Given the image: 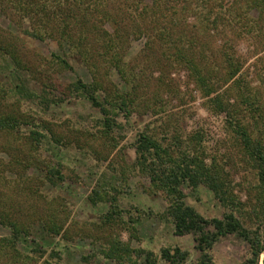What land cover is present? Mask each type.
<instances>
[{"label":"rangeland","instance_id":"374dc122","mask_svg":"<svg viewBox=\"0 0 264 264\" xmlns=\"http://www.w3.org/2000/svg\"><path fill=\"white\" fill-rule=\"evenodd\" d=\"M151 2L144 0L148 6ZM182 2L189 7L185 13L179 12ZM165 3L167 7L174 6L175 13L164 19L149 20L147 33L131 36L125 50L123 70L126 77L138 85V106L129 117L122 114L116 117L120 128L114 130L110 140L102 137V116L88 100L70 93L62 97L71 82L93 80L87 67L78 57L70 56L65 57L67 67L58 66L54 55L60 59L63 55L54 42H42L23 35L13 22L0 14V28L21 37L23 53L29 56L36 54L50 62V66L43 68L39 65L41 77L47 85L44 94L42 87L29 80L28 88L37 95L33 102L14 100L8 94L0 99L3 116L16 119L21 111L31 115L29 121L35 123V126L23 125L22 118H19L15 123L18 133H0V240L11 237L9 222L29 232L16 240L13 250H7L4 241L0 242V264H116L102 255L105 244L103 239H99L101 232L94 228L99 216L109 208V203L92 204L89 200L93 190H103L109 194L108 198L115 196L123 221L128 222L140 215L134 239L130 240L127 232L119 231L121 241L128 243L131 249L150 251L157 258L156 264H167L161 258V251L178 248L187 252L186 263L194 262L199 254L193 237L189 234L175 235L172 222L164 214L167 207L164 194L153 189L149 178L134 167V144L142 131L156 129L160 140L170 139L175 132L181 140L197 133L205 163L213 159L223 166L227 172L226 182H230L234 194L244 200L245 191H248L241 184L245 178L239 165L241 159L236 155L239 144L236 134L226 123V113L218 112L213 103L201 98L195 85L187 78L189 71L175 61L177 49L174 46L167 48L165 42L170 45L173 39L178 45L184 39H192L194 53H203L201 66L209 69L214 77L225 72L222 48L233 53L237 57L234 60L241 65L242 81L251 89V99L256 96L254 93L259 92L260 118H255V121L260 123L259 129L263 131L264 21L258 20L255 29L249 30H238L235 22L229 26L230 9L233 13L236 8L234 16L240 17L241 21L259 17L258 11L249 7L250 0H165ZM122 4H125L124 0L117 5ZM128 11L131 10L127 8ZM6 65L4 62L7 70L2 69L0 84L9 90L15 78L9 71L11 66ZM94 72L105 87L109 84L124 86L118 72L109 70L100 62L96 63ZM18 76L27 77L23 73ZM46 76L51 78L45 79ZM52 82H56L55 87ZM230 85L231 82L224 89ZM43 97L50 99L49 105L40 103ZM230 99L233 103V98ZM242 115L246 116L248 123L252 122L247 111ZM45 126L52 127L53 133L60 137L59 143L51 138L48 131L45 132ZM252 129L255 130L256 126L252 125ZM30 130L45 136L37 147L39 151L31 150L34 148L20 137V133ZM170 141H164L163 145L167 146ZM227 153L233 155V167L226 158L229 156ZM48 164L49 168L55 167L60 171L61 181L51 184L44 178ZM181 188L185 203L201 216H222L225 209L207 187L200 185L192 189L184 184ZM249 197L253 195L249 193ZM252 222L254 228V220ZM47 226L60 228L59 234L48 233ZM247 254L245 242L234 236L220 239L210 251L213 264H240ZM138 262L144 264L143 258Z\"/></svg>","mask_w":264,"mask_h":264},{"label":"trees","instance_id":"16d2710c","mask_svg":"<svg viewBox=\"0 0 264 264\" xmlns=\"http://www.w3.org/2000/svg\"><path fill=\"white\" fill-rule=\"evenodd\" d=\"M120 1L0 0V14L13 22L23 35L42 42L51 40L57 45L63 55V59L54 55L58 66L67 67L65 57L70 56L78 57L87 67L93 80L87 83L81 80L71 82L65 88V94L63 93L62 97L65 98V95L69 96L68 93H70L88 100L94 108L98 109L102 116V137L106 140H110L114 130L120 128L115 121L116 117L119 114L129 117L138 106L136 101L139 96L138 85L134 80L127 78L123 70V57L131 36L147 33L149 20L164 19L176 11L174 6L167 7L165 0H152L150 6L145 5L144 0H124L125 4L117 5ZM250 2L249 7L257 10L259 17L256 20L250 18V20L241 21L240 17L234 16L236 8L233 9V13L230 9L229 26L235 22L238 30H249L255 29L258 20L264 21V0H250ZM121 6L123 8L119 10ZM186 7L189 8L188 4L182 2L179 12L185 13ZM127 8L131 10L128 13ZM123 12L126 15L123 16ZM98 21L100 26L97 25ZM20 39L21 37L0 28V74L2 69L7 70L4 66L5 62L7 67L11 66L12 69L9 71L15 78L9 90L4 89L0 84V99L3 100L8 94L14 100L24 99L33 102L37 95L32 88H28V81L33 80L37 86L42 87L41 92L44 94L47 85L41 77L42 69L39 65L43 68L50 66V62L49 59L41 58L36 54L29 56L23 53ZM165 43L167 48L174 46L177 49L175 61L189 71L190 76L187 78L195 85L201 98L207 103H213L218 112L226 113V123L233 134H236L235 139L239 144L236 155L241 159L239 165L244 171L242 175L245 178L241 184L247 187V191L253 197L250 198L249 193L245 191L246 195L242 200L234 194L230 182H226L227 172L224 167L215 163L213 159L205 163L197 133L181 140L175 132L170 139L160 140L157 138L156 129L140 132L134 144L136 152L134 167L141 175L149 178L153 189H159L164 194L167 202L164 214L172 222L175 235H191L195 242V250L199 254L194 262L186 263L187 252L178 248L163 249L161 258L167 264H213L210 251L214 245L222 238L234 236L245 242L248 248L247 257L240 264H264V129L261 131L260 123L255 121V118H260L258 115L259 92L254 93L256 96L254 95V99H251V89L246 82L242 81L240 75L241 65L234 60L237 57L233 53H228L226 48H222V54L225 56V72L221 75L217 73L214 77L209 69L201 66L204 59L203 53H194L192 39H184L178 45L173 39L170 45ZM98 62L104 64L109 70L118 72L121 80L124 81V86L101 85L94 72ZM21 73L27 75V79L20 78L18 75ZM47 78L51 77L46 76L45 79ZM230 82L231 85L224 89ZM55 85L56 82H52V86L55 87ZM221 89L224 90L219 93ZM228 97L233 98V103ZM41 102L49 105L50 99L43 97ZM244 111L250 115L251 123H248L246 116L242 115ZM18 114L19 117L15 119L0 113V133H18L19 128H16L15 123L19 118H22L23 125L35 126V123L29 121L32 118L31 115L21 111ZM252 125L256 126L255 130L252 129ZM43 129L45 132L48 131L55 142H60V137L53 133L52 127L45 126ZM257 129L258 132H256ZM23 133H20L22 135L20 137L30 148H34L31 150L39 151L37 147L45 136L34 130ZM168 140H171L170 143L164 146L163 142ZM227 155L229 156L226 158L231 163L233 155L231 153ZM46 168L44 178L47 181L55 184L56 181L62 180L57 168H49V164ZM184 184L192 189L200 185L207 187L225 209L222 216L204 218L187 205L181 188ZM102 191L93 190L89 200L94 205L102 201L109 203L107 211L99 216L94 225L96 231L101 232L99 239H103L105 244L102 255L116 264H139L138 261L141 258L144 264H156L157 258L152 252L131 249L129 244L121 241L119 237V231L122 230L128 233L130 240L134 239L135 225L138 224L140 215L130 218L128 222L123 221L115 196L108 198L109 194ZM253 220L254 228L251 226ZM54 227L47 226V232L59 234L60 228ZM8 228L11 229V237L0 242L4 241L7 250H13L16 240L22 234L28 235L29 232L19 228L14 222H9ZM117 231L118 234H116Z\"/></svg>","mask_w":264,"mask_h":264}]
</instances>
